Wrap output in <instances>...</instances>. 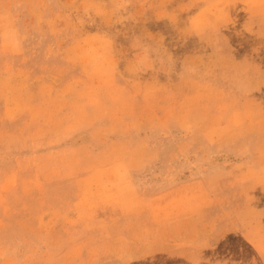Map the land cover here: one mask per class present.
Here are the masks:
<instances>
[{
  "label": "rangeland",
  "instance_id": "374dc122",
  "mask_svg": "<svg viewBox=\"0 0 264 264\" xmlns=\"http://www.w3.org/2000/svg\"><path fill=\"white\" fill-rule=\"evenodd\" d=\"M0 264H264V0H0Z\"/></svg>",
  "mask_w": 264,
  "mask_h": 264
}]
</instances>
